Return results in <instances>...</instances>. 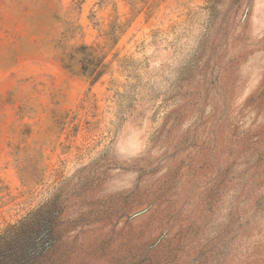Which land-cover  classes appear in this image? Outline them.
I'll return each mask as SVG.
<instances>
[{"label":"rangeland","instance_id":"obj_1","mask_svg":"<svg viewBox=\"0 0 264 264\" xmlns=\"http://www.w3.org/2000/svg\"><path fill=\"white\" fill-rule=\"evenodd\" d=\"M57 195L74 264H264V0H0V233Z\"/></svg>","mask_w":264,"mask_h":264},{"label":"trees","instance_id":"obj_2","mask_svg":"<svg viewBox=\"0 0 264 264\" xmlns=\"http://www.w3.org/2000/svg\"><path fill=\"white\" fill-rule=\"evenodd\" d=\"M64 209L65 198L62 200L57 195L7 226L0 233V264H74V244L67 243L74 224L62 219ZM168 238V234L163 237ZM170 240L176 243L185 241L192 246H179L154 254L156 245L142 254L124 251L120 258L126 260V264H216L215 260L218 261L219 237L206 240V247L201 248L196 247L191 235L179 233Z\"/></svg>","mask_w":264,"mask_h":264}]
</instances>
